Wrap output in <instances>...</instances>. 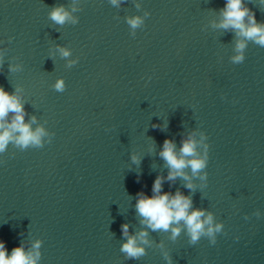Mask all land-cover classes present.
<instances>
[{"label":"water","instance_id":"95a60500","mask_svg":"<svg viewBox=\"0 0 264 264\" xmlns=\"http://www.w3.org/2000/svg\"><path fill=\"white\" fill-rule=\"evenodd\" d=\"M70 2L0 0V49H8L0 86L22 87L25 121L35 115L55 133L41 149L0 154V241L10 254L41 239L40 264L136 214V194L151 196L155 178L167 176L166 138L179 149L205 132L207 172L264 140V47L249 42L245 61H230L234 32L211 26L225 0H136L141 10L133 0L119 8L80 0L76 25L53 24L50 7ZM245 2L264 22V0ZM143 10L151 15L132 37L125 17ZM57 44L78 63L50 57ZM12 62L23 70L9 72ZM60 77L63 93L52 88ZM185 184L165 180L162 191Z\"/></svg>","mask_w":264,"mask_h":264},{"label":"clouds","instance_id":"9594fccd","mask_svg":"<svg viewBox=\"0 0 264 264\" xmlns=\"http://www.w3.org/2000/svg\"><path fill=\"white\" fill-rule=\"evenodd\" d=\"M125 2L126 0H109V3L117 8ZM133 2L136 9L141 10V3L136 0ZM79 5L80 0H71L68 6L55 4L50 7L48 18L53 24L61 27L65 24L76 25L79 22V17L74 13L81 11ZM150 15L148 10H143V15L125 17L132 37L136 36L137 29L144 27L145 20ZM219 17L218 21L211 22V26L215 29L231 30L236 37L234 54L230 57L233 64H241L245 61V52L249 42L264 47V22H257L255 12L247 6L245 0H225ZM12 39L10 37L8 42L11 43ZM7 51L6 48L0 49V69L3 67ZM57 53L61 58L66 59V67L71 68L79 61L78 57L69 59L72 56V51L66 46L55 45L54 50H50L49 56L54 57ZM16 59V57L12 58L13 61ZM22 70V63L12 62L8 65L9 72L14 73ZM52 88L63 93L66 90L64 79L57 78ZM27 115L24 108L23 88L16 86L14 91L9 92L0 86V154L5 153L10 145L20 151H25L29 148L41 149L45 144L52 143L55 133L48 131L44 124H37L35 115L26 122ZM46 123L47 121H45ZM33 124H37V126L33 128ZM152 127L160 128L161 125L153 124ZM163 127H167L166 122ZM199 136L200 138L197 140L196 133L193 132L186 138H182L179 149H177L174 140L166 138L163 141L159 156L168 168L167 176L158 175L155 178L151 196L142 191L136 194L135 209L141 218V225L145 227L135 235H131L129 225L127 223L121 225L123 242L120 251L126 260H139L147 255V248L153 246V241L149 239V230L170 233L169 239L172 241H175L183 231L189 238V245H196L202 237L207 238L212 245L217 243V235L224 231V224L216 222L212 211L194 208L192 196L184 195L179 189L174 194L162 191L165 180L174 182L177 177L186 181L184 186L191 191L196 188L193 178L204 181V184L201 185L202 188L207 186L208 137L203 131ZM140 159L141 157L136 152L131 154L132 163L139 165ZM187 170H190V174ZM253 215L259 218L261 213L256 210ZM244 219L248 220L250 217L245 215ZM42 244L41 239H36L31 248L26 249L22 242L19 246L12 248L9 254L5 242L0 241V264H40ZM157 247L161 250L167 264H173L172 256L168 250H165L163 242L159 243Z\"/></svg>","mask_w":264,"mask_h":264}]
</instances>
